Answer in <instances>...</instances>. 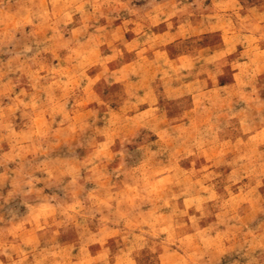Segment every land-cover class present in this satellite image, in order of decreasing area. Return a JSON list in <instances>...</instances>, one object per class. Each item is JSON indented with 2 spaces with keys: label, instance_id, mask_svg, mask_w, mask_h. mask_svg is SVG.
<instances>
[{
  "label": "rangeland",
  "instance_id": "1",
  "mask_svg": "<svg viewBox=\"0 0 264 264\" xmlns=\"http://www.w3.org/2000/svg\"><path fill=\"white\" fill-rule=\"evenodd\" d=\"M0 264H264V0H0Z\"/></svg>",
  "mask_w": 264,
  "mask_h": 264
}]
</instances>
